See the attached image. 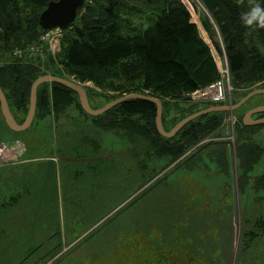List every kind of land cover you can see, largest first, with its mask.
<instances>
[{
    "label": "rangeland",
    "instance_id": "rangeland-1",
    "mask_svg": "<svg viewBox=\"0 0 264 264\" xmlns=\"http://www.w3.org/2000/svg\"><path fill=\"white\" fill-rule=\"evenodd\" d=\"M11 1L21 16H33L30 6L23 5L26 0ZM181 1L219 74L201 92L224 80L228 94L216 105L231 106L264 88V81L232 87L226 59L201 25L206 10L199 0ZM66 33L38 27L32 42L26 35L13 49L0 43V67L28 66L37 76L78 83L61 64ZM80 85L94 110L139 94L129 85ZM43 88L49 95L47 106L37 108L28 130L10 131L0 111V264H264V188L254 184L264 179V126L251 127L256 133L250 142L262 151L258 162L244 172L238 160L242 119L264 106V97L220 113V126L183 142L180 156L157 159L154 134L135 137L110 128L114 119L122 122L115 108L94 118L81 110L77 96L67 106H55L51 85ZM198 97L164 99V130L189 112L211 107ZM28 108V99L25 108H11L18 124ZM130 119L145 125L142 117ZM218 147L225 152L218 153ZM96 163L103 167L97 166L95 175Z\"/></svg>",
    "mask_w": 264,
    "mask_h": 264
},
{
    "label": "trees",
    "instance_id": "trees-1",
    "mask_svg": "<svg viewBox=\"0 0 264 264\" xmlns=\"http://www.w3.org/2000/svg\"><path fill=\"white\" fill-rule=\"evenodd\" d=\"M52 1L58 0H26L23 5L30 6L33 14L27 17L21 16L14 1L0 0V43L13 49L18 39L26 35L32 42L40 15ZM85 2L77 12L76 21L63 31L68 37L64 38L61 57L65 73L79 84L91 82L98 88L129 85L134 93L152 96L164 105V99L183 100L219 77L209 47L201 39L197 25L181 0ZM199 2L207 12L201 25L217 51L225 57L232 87L243 89L264 81V0ZM255 9L260 11L255 12ZM35 11L40 12L38 16L34 15ZM37 72L28 66L0 67V88L10 110L25 108L27 99L29 106L31 85L41 77ZM43 86L37 91L36 110L48 103V91L40 90ZM50 95L52 103L62 107L77 96L58 84L51 85ZM114 112L122 117V122H118L120 118L114 119L109 123L110 128L133 132L135 137L141 133L154 134L151 144L155 146L157 159L180 156L183 142L196 140L201 133L213 132L221 124L217 117L220 113L209 114L189 123L175 138L166 140L156 131L153 104L132 100L117 106ZM192 114L194 112H189L185 117ZM135 116L142 117L145 125L133 124L130 118ZM255 133L256 128L244 126H240L238 132L243 141L238 160L244 172L251 170L262 153L250 142ZM217 150L221 153L223 148ZM89 166L86 165L87 169ZM97 166L100 164H95V175L103 167L96 169ZM254 184L264 188V179L257 178Z\"/></svg>",
    "mask_w": 264,
    "mask_h": 264
},
{
    "label": "water",
    "instance_id": "water-1",
    "mask_svg": "<svg viewBox=\"0 0 264 264\" xmlns=\"http://www.w3.org/2000/svg\"><path fill=\"white\" fill-rule=\"evenodd\" d=\"M85 0H58L52 1L47 5V8L42 12L39 18V27L43 31H49L54 29H60L62 31L69 28L76 19L78 10L83 7ZM58 84L62 87L67 88L68 90L75 93L78 97V101L82 111L91 117H99L108 111L116 108L117 106L132 100L145 101L150 104H153L156 108L155 114V127L157 133L166 140L173 139L184 127L194 120L206 116L212 113H230L240 109L243 105L249 102L252 98L257 96H264V89H257L250 92L248 95L243 97L238 103L231 106H216L210 107L208 109L199 111L195 114H192L178 124H176L170 131H165L163 127V105L162 102L148 95L142 94H131L123 96L119 99H115L105 105L101 109L94 110L92 109L86 89L73 81H69L60 77L45 75L41 76L34 81L30 88V98H29V108L27 115L22 124H18L14 119L11 110L9 108L7 99L0 88V111L4 122L8 129L14 133H21L29 129L31 126L37 107V91L38 88L42 85H52ZM188 101H192V98H189ZM264 114V107H257L249 112H247L243 119L242 124L245 127L261 126L264 125V118L259 120H253L254 115Z\"/></svg>",
    "mask_w": 264,
    "mask_h": 264
},
{
    "label": "built area",
    "instance_id": "built-area-1",
    "mask_svg": "<svg viewBox=\"0 0 264 264\" xmlns=\"http://www.w3.org/2000/svg\"><path fill=\"white\" fill-rule=\"evenodd\" d=\"M227 76H229L228 69L226 67ZM204 92V93H203ZM195 94L199 95V101L210 102L215 104H221L225 101L228 94V85L226 81L221 80L218 83L213 84L210 89L205 91H197Z\"/></svg>",
    "mask_w": 264,
    "mask_h": 264
},
{
    "label": "flooded vegetation",
    "instance_id": "flooded-vegetation-1",
    "mask_svg": "<svg viewBox=\"0 0 264 264\" xmlns=\"http://www.w3.org/2000/svg\"><path fill=\"white\" fill-rule=\"evenodd\" d=\"M255 116H253V118H254ZM262 118H264V114L262 115H260V116H258V117H256L254 120H259V119H262Z\"/></svg>",
    "mask_w": 264,
    "mask_h": 264
},
{
    "label": "clouds",
    "instance_id": "clouds-1",
    "mask_svg": "<svg viewBox=\"0 0 264 264\" xmlns=\"http://www.w3.org/2000/svg\"><path fill=\"white\" fill-rule=\"evenodd\" d=\"M254 11H255V12H259L260 10H259V9H255Z\"/></svg>",
    "mask_w": 264,
    "mask_h": 264
},
{
    "label": "bare ground",
    "instance_id": "bare-ground-1",
    "mask_svg": "<svg viewBox=\"0 0 264 264\" xmlns=\"http://www.w3.org/2000/svg\"><path fill=\"white\" fill-rule=\"evenodd\" d=\"M39 109V108H38ZM24 120V119H23Z\"/></svg>",
    "mask_w": 264,
    "mask_h": 264
}]
</instances>
